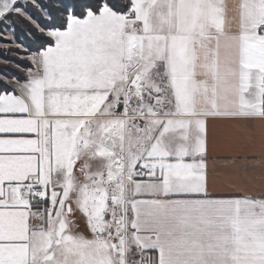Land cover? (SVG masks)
<instances>
[{
    "label": "snow or ice",
    "instance_id": "obj_1",
    "mask_svg": "<svg viewBox=\"0 0 264 264\" xmlns=\"http://www.w3.org/2000/svg\"><path fill=\"white\" fill-rule=\"evenodd\" d=\"M13 47L0 264H264V0H0Z\"/></svg>",
    "mask_w": 264,
    "mask_h": 264
},
{
    "label": "crops",
    "instance_id": "obj_2",
    "mask_svg": "<svg viewBox=\"0 0 264 264\" xmlns=\"http://www.w3.org/2000/svg\"><path fill=\"white\" fill-rule=\"evenodd\" d=\"M227 158H235V153L221 144L214 151L209 162V170L217 177L218 186L224 182L226 174L230 171V169L223 167V163Z\"/></svg>",
    "mask_w": 264,
    "mask_h": 264
},
{
    "label": "rangeland",
    "instance_id": "obj_3",
    "mask_svg": "<svg viewBox=\"0 0 264 264\" xmlns=\"http://www.w3.org/2000/svg\"><path fill=\"white\" fill-rule=\"evenodd\" d=\"M3 51H4L3 49H0V55H3ZM10 51L13 53V55H9L7 57L9 60L27 62L25 59H18L17 56L15 55V53H17V52H20L21 55H22V53H23L22 49H18L16 47H13ZM11 67H13L14 69H17L13 65L5 64L4 61L2 59H0V71H4V70H7V69H10Z\"/></svg>",
    "mask_w": 264,
    "mask_h": 264
},
{
    "label": "trees",
    "instance_id": "obj_4",
    "mask_svg": "<svg viewBox=\"0 0 264 264\" xmlns=\"http://www.w3.org/2000/svg\"><path fill=\"white\" fill-rule=\"evenodd\" d=\"M23 38H21L22 40ZM23 55V53H22ZM8 59V58H7ZM13 61V60H12ZM15 64H21V65H25L27 64V62H23V61H14V63L12 64L13 66H15ZM8 71L15 73L17 75H22L21 71L19 69H14L13 67H11L10 69H7Z\"/></svg>",
    "mask_w": 264,
    "mask_h": 264
}]
</instances>
